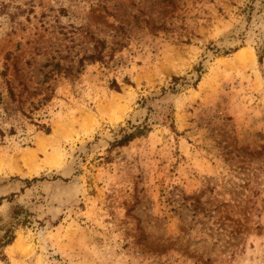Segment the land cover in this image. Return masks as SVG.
Wrapping results in <instances>:
<instances>
[{"label":"rangeland","instance_id":"obj_1","mask_svg":"<svg viewBox=\"0 0 264 264\" xmlns=\"http://www.w3.org/2000/svg\"><path fill=\"white\" fill-rule=\"evenodd\" d=\"M0 201V264H264V0H0Z\"/></svg>","mask_w":264,"mask_h":264},{"label":"trees","instance_id":"obj_2","mask_svg":"<svg viewBox=\"0 0 264 264\" xmlns=\"http://www.w3.org/2000/svg\"><path fill=\"white\" fill-rule=\"evenodd\" d=\"M259 59L261 61L263 59V55H260ZM116 86H118V85H116ZM135 137H136L135 133L126 134V135L123 136V138L121 139V141H119L118 144L119 145H125L128 142H130L131 140H133ZM33 180H37V178H34ZM1 202L2 201H0V205H1ZM19 208L20 207H18V206H14V209H12V213L13 214H17L18 213L17 210ZM14 239H15L14 230H13L12 225H10V226H8L6 228V230H5V232L3 234H0V247H6V246L10 245L14 241Z\"/></svg>","mask_w":264,"mask_h":264},{"label":"bare ground","instance_id":"obj_3","mask_svg":"<svg viewBox=\"0 0 264 264\" xmlns=\"http://www.w3.org/2000/svg\"><path fill=\"white\" fill-rule=\"evenodd\" d=\"M243 56H244V54L242 53V54H240L239 56H238V60H243ZM45 138H41V140L39 141V143H38V145H39V147L40 148H43L44 147V145H45Z\"/></svg>","mask_w":264,"mask_h":264}]
</instances>
